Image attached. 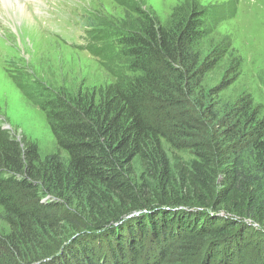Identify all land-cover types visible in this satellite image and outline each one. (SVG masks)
<instances>
[{"label": "trees", "instance_id": "obj_1", "mask_svg": "<svg viewBox=\"0 0 264 264\" xmlns=\"http://www.w3.org/2000/svg\"><path fill=\"white\" fill-rule=\"evenodd\" d=\"M211 12L187 2L165 26L144 13L119 29L115 82L43 103V160L0 129V264H264V118L248 97H197L220 59L197 50ZM62 223L74 234L55 254Z\"/></svg>", "mask_w": 264, "mask_h": 264}, {"label": "rangeland", "instance_id": "obj_2", "mask_svg": "<svg viewBox=\"0 0 264 264\" xmlns=\"http://www.w3.org/2000/svg\"><path fill=\"white\" fill-rule=\"evenodd\" d=\"M34 1L40 4L36 9L49 21L34 20L36 9L32 8L27 21L22 18L16 22L10 13H0V129L22 148L25 143L34 145L40 160L57 152L42 106L45 100L60 95L72 97L85 91L99 92L115 82L119 69H126V59L115 62L114 57L113 61L110 49L95 56L68 48L76 45V40L69 36L62 43L45 29L48 25L64 31L110 26L135 32L141 30L144 13L165 26L175 9L195 2L214 15L205 20L207 32L197 50L205 58L219 47L220 57L203 78L197 97L204 102L220 99L224 103L248 97L259 117L264 118V0ZM75 35L78 37L77 32ZM236 62L238 68L232 69ZM124 75L134 76L129 72ZM223 82L228 84L219 97L211 96V90ZM26 88L29 94L36 91V97L29 98ZM170 151L171 156L177 155L183 161L191 158L189 151L172 148ZM55 212L62 218L65 215L61 210ZM8 228L0 208V235L6 234ZM73 234L62 223V228L49 239L52 252L58 254L63 250Z\"/></svg>", "mask_w": 264, "mask_h": 264}, {"label": "bare ground", "instance_id": "obj_3", "mask_svg": "<svg viewBox=\"0 0 264 264\" xmlns=\"http://www.w3.org/2000/svg\"><path fill=\"white\" fill-rule=\"evenodd\" d=\"M27 3L30 4L28 5ZM39 5L40 4L38 2H35L34 0H0V13H10L12 15V20H15L16 22L20 19L22 20V18L27 21L28 19H30L29 10L31 8L36 9L37 7H39ZM12 12H15L14 15ZM37 12L40 11L36 9V13ZM36 13H34V15ZM4 19H6V16L4 17ZM32 24L34 25V27H36V24L33 21ZM23 31V33L25 34V31H27V29L24 28Z\"/></svg>", "mask_w": 264, "mask_h": 264}]
</instances>
